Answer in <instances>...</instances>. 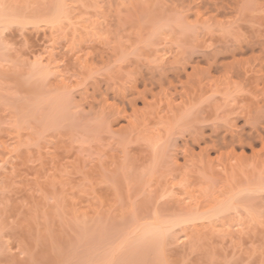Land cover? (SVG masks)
Wrapping results in <instances>:
<instances>
[{"label": "rangeland", "instance_id": "rangeland-1", "mask_svg": "<svg viewBox=\"0 0 264 264\" xmlns=\"http://www.w3.org/2000/svg\"><path fill=\"white\" fill-rule=\"evenodd\" d=\"M252 1L236 19L206 0H0V264H264V193L214 213L264 168L200 150L260 95L192 69L254 58L232 57L264 43ZM155 223L166 236L142 239Z\"/></svg>", "mask_w": 264, "mask_h": 264}, {"label": "bare ground", "instance_id": "bare-ground-1", "mask_svg": "<svg viewBox=\"0 0 264 264\" xmlns=\"http://www.w3.org/2000/svg\"><path fill=\"white\" fill-rule=\"evenodd\" d=\"M252 3H253L252 0H206V2H204V4L207 5V6L205 5L207 10L216 12L215 13L216 17L217 16L220 17V15H222V16H233V18L236 17V19L238 17H242V15H246L243 18H245V17L247 18L248 15L251 12H253L252 11L253 10ZM56 7H57V5H56ZM58 13H63V12H62V10H60ZM237 15H239V16H237ZM56 19H57V17H56ZM0 33H1V31H0ZM235 50H236L235 52L233 51L234 53H233L232 57L236 56V54H246L247 52H252V53H255L254 58H203L202 60H200L201 61L200 63L202 65L201 64L199 65V64H197V62H195L196 64H194V65H196V66L193 65L192 69L194 71L193 70L192 71L197 73V70L199 68H201L200 70H202L203 73L206 75L205 77L208 78L207 81L210 80V82L208 84H210V86H211L214 83L215 88L216 87L219 88L220 85H227V86L231 85L232 86V84H234V86L235 85H238V86L242 85L241 87H245V86H243L244 84L246 85V84H249L250 82L255 83V89H256L257 93H259V95H260L258 97L259 99H257V103H258L257 111L258 112L253 111V112L257 113L256 118L254 115L255 121H253V122L250 121V123L248 125L242 124L237 130L235 128V131L229 132V133L222 132L220 130H215V129H212V131L210 130L209 133L206 132L207 134L203 135L204 137L202 136V138H201L203 140V145H202L203 147H201L200 150L202 151L201 153H203V155L205 154L206 159L210 158L212 153H215L216 157L215 156L214 157L217 158V160H218V158L221 159V156H223L225 154V150H226V151H229V153H231V154H235L240 159H245V161L251 160L252 162H254L255 165L257 164L259 166V164H260L261 167L264 168V43L260 44L259 42L256 43V42L248 40L247 42H245V43L243 42V44H240L238 46V48ZM193 72H192V74L195 75V73H193ZM248 73H250V74H248ZM190 74L188 73L189 76H191ZM50 110H51V108H50ZM245 123H246V121H245ZM247 150L250 151L249 154H248V152H246ZM238 151L240 152L239 154H237ZM210 161L214 162L215 160H213V158H212V159H210ZM206 162H208V160ZM243 162H244V160H243ZM208 163H212V162H208ZM250 165H251V163H250ZM213 169H214V167H213ZM263 175H264V173H263ZM249 180H251V179L249 178ZM253 180H255V179H253ZM253 183H252V186H248L251 188L245 187V189H243V190H241L235 194L232 193L233 196H231L229 198V200L227 199L226 202L221 203L220 206L217 207L216 212H214V213H216L218 215L220 213L224 214L227 211H229L230 209L236 208L238 206V204H242V202L244 200L246 201L247 196H252L255 193H257L256 195H259V193L262 194L261 192L264 193V179L262 181H260L259 183H257L256 187L253 185ZM253 186H254V188H252ZM243 195H245L246 198H244L241 202ZM256 195H254V197ZM254 197L252 196L251 198H254ZM256 197H258V196H256ZM251 198H249V200ZM250 202L253 204L255 203V201L253 202V199H252V201L250 200ZM243 203L245 204V202H243ZM247 203H248V201H247ZM251 203H249V204H251ZM213 209H214V207H213ZM216 214H214V215H216ZM155 224L156 225L153 228H152L153 225L151 226V228H147V227L144 228L145 231L143 230V233H142V235H140V237L142 239H144V238L148 239L149 237H150V239H152L153 236H156V237H159L162 235H163V237L166 236L165 233H167V232H166L165 228H163L160 224L158 225V223H155ZM138 232H140V231H138ZM115 233L116 232H114V235H115ZM131 233H133V232H131ZM122 239H123V237H122ZM125 242H127V241H125ZM148 243H150V242H148ZM146 245L147 244H145V246ZM117 246H119V245H117ZM135 247H134V249H136ZM117 251H120V250H117ZM126 255H128V254H126Z\"/></svg>", "mask_w": 264, "mask_h": 264}]
</instances>
